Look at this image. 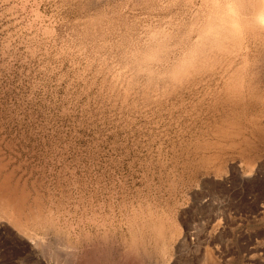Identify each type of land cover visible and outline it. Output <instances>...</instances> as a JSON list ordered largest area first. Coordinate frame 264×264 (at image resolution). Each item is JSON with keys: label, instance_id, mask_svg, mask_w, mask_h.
Masks as SVG:
<instances>
[{"label": "rangeland", "instance_id": "rangeland-1", "mask_svg": "<svg viewBox=\"0 0 264 264\" xmlns=\"http://www.w3.org/2000/svg\"><path fill=\"white\" fill-rule=\"evenodd\" d=\"M261 21L0 0V264H264Z\"/></svg>", "mask_w": 264, "mask_h": 264}, {"label": "clouds", "instance_id": "clouds-1", "mask_svg": "<svg viewBox=\"0 0 264 264\" xmlns=\"http://www.w3.org/2000/svg\"><path fill=\"white\" fill-rule=\"evenodd\" d=\"M261 22H264V21H261Z\"/></svg>", "mask_w": 264, "mask_h": 264}, {"label": "bare ground", "instance_id": "bare-ground-1", "mask_svg": "<svg viewBox=\"0 0 264 264\" xmlns=\"http://www.w3.org/2000/svg\"><path fill=\"white\" fill-rule=\"evenodd\" d=\"M22 231V230H21Z\"/></svg>", "mask_w": 264, "mask_h": 264}]
</instances>
